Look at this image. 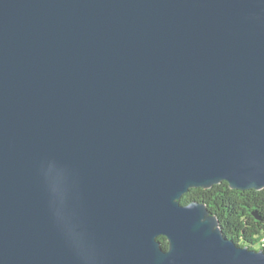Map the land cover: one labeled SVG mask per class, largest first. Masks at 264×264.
I'll return each mask as SVG.
<instances>
[{
  "label": "water",
  "instance_id": "water-1",
  "mask_svg": "<svg viewBox=\"0 0 264 264\" xmlns=\"http://www.w3.org/2000/svg\"><path fill=\"white\" fill-rule=\"evenodd\" d=\"M223 181L264 189V0H0V264H264L180 202Z\"/></svg>",
  "mask_w": 264,
  "mask_h": 264
},
{
  "label": "trees",
  "instance_id": "trees-1",
  "mask_svg": "<svg viewBox=\"0 0 264 264\" xmlns=\"http://www.w3.org/2000/svg\"><path fill=\"white\" fill-rule=\"evenodd\" d=\"M202 200L216 216L223 231L238 245L264 249V189H232L226 181L208 189L190 188L180 202ZM160 244L167 247L166 238L159 236Z\"/></svg>",
  "mask_w": 264,
  "mask_h": 264
}]
</instances>
